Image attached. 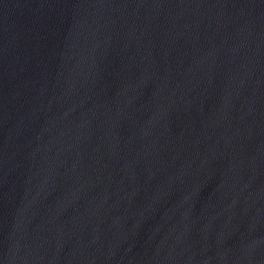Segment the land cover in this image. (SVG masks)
Returning a JSON list of instances; mask_svg holds the SVG:
<instances>
[{
  "label": "water",
  "instance_id": "water-1",
  "mask_svg": "<svg viewBox=\"0 0 264 264\" xmlns=\"http://www.w3.org/2000/svg\"><path fill=\"white\" fill-rule=\"evenodd\" d=\"M0 264H264V0H0Z\"/></svg>",
  "mask_w": 264,
  "mask_h": 264
}]
</instances>
